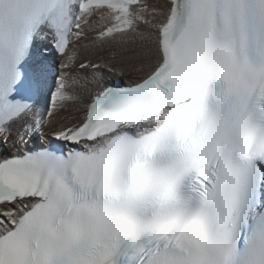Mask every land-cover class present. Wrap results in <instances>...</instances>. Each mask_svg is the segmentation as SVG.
<instances>
[{
	"label": "snow or ice",
	"instance_id": "1",
	"mask_svg": "<svg viewBox=\"0 0 264 264\" xmlns=\"http://www.w3.org/2000/svg\"><path fill=\"white\" fill-rule=\"evenodd\" d=\"M0 264H264V0H0Z\"/></svg>",
	"mask_w": 264,
	"mask_h": 264
}]
</instances>
